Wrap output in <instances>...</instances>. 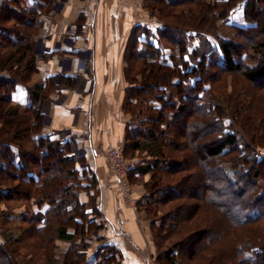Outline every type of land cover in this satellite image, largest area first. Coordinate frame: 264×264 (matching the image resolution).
<instances>
[{"label": "trees", "instance_id": "16d2710c", "mask_svg": "<svg viewBox=\"0 0 264 264\" xmlns=\"http://www.w3.org/2000/svg\"><path fill=\"white\" fill-rule=\"evenodd\" d=\"M211 2L144 0L160 20L154 31L138 25L128 38L123 154L139 159L134 173L150 175L137 209L147 215L164 211L152 234L158 248L169 240L172 246L162 251L159 263L264 264V244L239 231H254L253 239L264 222V154L259 152L264 150V0ZM52 3L3 0L0 5V184L18 182L10 194L27 192V198L48 207L23 221L33 224L19 239L0 244V264H38L49 239L72 245L61 264H84L73 244L93 226L85 221L87 204L80 197L98 194L96 174L71 152L61 133H42L43 101L73 80L52 76L28 85L37 72L34 46L41 16ZM235 7L245 24L232 23ZM219 21L230 34L220 31ZM1 43L13 52L3 54ZM18 85L28 91L25 108L12 103ZM224 92L228 116L212 97ZM30 135L34 144L28 151L22 143ZM17 245L27 250L28 263L24 257L19 261ZM106 250V264L123 262L117 247Z\"/></svg>", "mask_w": 264, "mask_h": 264}, {"label": "crops", "instance_id": "0c3cea01", "mask_svg": "<svg viewBox=\"0 0 264 264\" xmlns=\"http://www.w3.org/2000/svg\"><path fill=\"white\" fill-rule=\"evenodd\" d=\"M240 14L239 25H243ZM41 21L32 83L43 84L52 76L73 80L72 86L59 87L43 101L42 113L47 119L42 132L61 133L63 141L96 174L98 207L107 229L102 237L117 247L123 263L152 264L155 251L151 234L144 213L136 208L150 175L134 173L138 158L129 161V174L137 181L131 183L130 204L121 194L107 158L90 154L91 147L106 151L124 146L129 119L123 111L127 86L124 54L133 29L151 22L144 0H53L51 11L42 15ZM11 97L13 105L28 106L25 86H16ZM80 198L88 203V195Z\"/></svg>", "mask_w": 264, "mask_h": 264}, {"label": "rangeland", "instance_id": "374dc122", "mask_svg": "<svg viewBox=\"0 0 264 264\" xmlns=\"http://www.w3.org/2000/svg\"><path fill=\"white\" fill-rule=\"evenodd\" d=\"M222 1V0H220ZM210 3L212 4L211 0H206V3ZM205 3V4H206ZM52 8V6H51ZM50 8V11H51ZM149 14V17L151 19V22L149 24H147L148 28L151 31H154L155 28L158 26L157 22L160 20L159 16H158V12L148 9L146 8ZM49 11V12H50ZM233 12L230 13L231 17H232V23L235 24H240L241 21V14H240V10L237 9V7H235V9L232 10ZM48 12V13H49ZM47 13V14H48ZM46 14V13H45ZM217 25L220 27V31L224 34H230L231 31L227 28H225L222 24L221 21H219L217 23ZM194 43H197V41L195 40ZM37 43L34 46V55H35V50H36V46ZM214 45H216L215 42H213ZM1 45L3 47H6L3 49V54H10L13 52V50L10 48V46H7L6 44L1 43ZM1 51V49H0ZM13 70H15V67L13 68ZM5 72V75L9 74ZM36 74V73H35ZM33 74L28 82V85L33 86L35 84L32 83V79L33 76L35 75ZM229 84H228V91L227 93L231 94V85H232V80L229 78ZM237 83V80H236ZM56 91L52 92V94H55ZM227 93H223V95H221V97H218L217 94H213V98H217V101L220 102L221 104H223L224 108H226V115L228 116L230 113V109H229V104L226 100V95H228ZM243 98V96H242ZM49 99V98H48ZM241 101V99H240ZM241 104L243 102H240ZM41 111H42V105H41ZM21 112H23V109H21ZM43 115V113H42ZM129 116V114H127ZM44 118V122L45 119H47L46 115H43ZM43 122V124H44ZM1 120H0V129H1ZM1 132V131H0ZM43 133V132H42ZM44 134V133H43ZM1 136V133H0ZM32 136L30 135V137H28V139L24 140L22 145L25 149H27L28 151L32 150V146H33V142H32ZM61 140L63 141V138L60 137ZM65 139V138H64ZM65 141V140H64ZM123 149V148H122ZM258 150V149H257ZM71 152L76 156L79 157L76 153H74L71 149ZM259 152L261 154H264V150L259 149ZM8 156H10V154H8ZM141 159L142 157H145V155L143 154H139V156ZM126 159V158H125ZM128 160V159H126ZM130 161V160H128ZM30 171L33 172H37L36 168L30 166L29 168ZM129 173V172H128ZM126 176V180L128 182V187L130 188V193L128 198L130 199L128 202L130 204L133 203V199L131 197V183L135 184L137 183V181H135L134 179H129L130 176ZM150 179V176L148 178V180ZM18 182H12V184H8L7 186L2 187L0 184V244L3 245L6 240V238H20V234L22 232V230H27L28 227L32 226L33 223H24L26 222H30L32 221V217L34 215H38L41 213H44L47 210V205H39L37 203L38 200H36V198H27L26 193H23L22 196L20 195H14V194H10L13 193L15 191V188L18 186ZM144 186V184H143ZM2 190L5 191L1 192ZM6 191H11V192H6ZM146 193V192H145ZM7 195H9L10 199L7 198ZM124 196V195H123ZM125 201L126 197H124ZM147 200H145L146 202ZM144 202V203H145ZM87 208L89 210H87V215L85 218V221L88 223H92V228L87 232V236L85 237L84 240L82 239H76V242H74V246L77 248V250L79 251V253L81 254V257L79 258L80 261H82V263L84 264H106L107 261H105L106 257H107V250L106 247L112 246L110 244H108L107 240L105 238L102 237V235L104 233H106V224L105 221L103 220L102 217V213L99 210L98 207V198H97V194L95 191H91V195H89L88 197V203H87ZM137 208V206H136ZM93 209H95L97 211V213L92 212ZM140 208H138L137 210H139ZM154 209V206L153 208ZM156 209V208H155ZM139 211H142L144 213L145 219H146V228L149 229V233L150 235V239L151 242L154 245V251H155V255L153 256L152 259V264H164V260L162 259L159 263V259H160V255L162 253V251L166 250V249H170L171 248V241H164V244H162V247H157L155 242L156 240L153 238V228L158 227L161 224V218L163 217V210H159V211H155V212H151L150 215L145 212V210L140 209ZM23 219V220H22ZM25 220V221H24ZM24 221V222H23ZM149 226V227H148ZM93 229V230H92ZM240 232L243 231L244 236L246 238H249V240L255 241L259 244H264V222L259 223L256 226V233L257 236L255 238L252 239V235L254 233V231L251 230H239ZM50 235H52L51 233H49ZM49 239V238H48ZM155 241V242H154ZM157 241H159V239H157ZM48 247L45 248L44 252H45V259L42 257L38 264H61L62 260H63V256L66 254V252L69 250L70 243L67 242H63V241H59V240H52L49 239V241H47ZM21 246V245H20ZM20 246H15L16 249H20L17 253L19 254L18 257H20L19 261H21V258H25L24 261L28 263V261L30 260V255L27 256V250L21 248ZM217 247V246H216ZM14 248V249H15ZM212 251V250H211ZM215 256H220L219 251L217 250L215 253ZM219 260V259H218ZM218 262V261H217ZM108 264H124L122 261L120 262V259H117V261H115L114 263H108Z\"/></svg>", "mask_w": 264, "mask_h": 264}, {"label": "built area", "instance_id": "2783aa9c", "mask_svg": "<svg viewBox=\"0 0 264 264\" xmlns=\"http://www.w3.org/2000/svg\"><path fill=\"white\" fill-rule=\"evenodd\" d=\"M122 148L123 147L115 146L106 151H102L97 147H91L90 154L93 158H99L101 155H104L107 158L111 167L112 175L116 178L119 184L121 194L126 197L127 202H131L128 198L130 188L128 187V182L126 180L127 173L131 168V163L125 159Z\"/></svg>", "mask_w": 264, "mask_h": 264}]
</instances>
